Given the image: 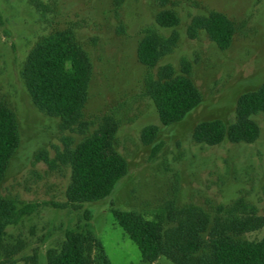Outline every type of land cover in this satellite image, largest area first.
<instances>
[{"label": "rangeland", "instance_id": "374dc122", "mask_svg": "<svg viewBox=\"0 0 264 264\" xmlns=\"http://www.w3.org/2000/svg\"><path fill=\"white\" fill-rule=\"evenodd\" d=\"M164 9L178 14L177 27L158 26L156 17ZM214 13L235 30L225 51L203 31L195 39L189 36L195 17ZM66 29L74 31L93 64L83 123L72 128L34 105L22 76L41 38ZM149 31L165 38L178 35L173 52L154 69L137 56L139 42ZM183 63L190 65L203 101L183 121L164 126L146 92V79L165 65L181 74ZM262 84L264 0H122L120 5L115 0H0V100L15 112L21 137L0 195L18 209L34 207L8 227L1 264H48L49 250L62 245L66 230L85 223L112 264H173L164 257L144 261L116 224L114 210L152 218L170 207H196L211 218L264 217V116L253 117L261 132L252 144L226 140L210 146L193 137L201 122H234L239 98ZM107 116L119 123L116 147L128 161L129 173L105 200L63 207L71 181L70 167L62 160L65 150L93 134ZM151 125L159 129L157 152L142 139ZM89 210L92 217L87 220ZM245 237L261 240L264 227Z\"/></svg>", "mask_w": 264, "mask_h": 264}, {"label": "trees", "instance_id": "16d2710c", "mask_svg": "<svg viewBox=\"0 0 264 264\" xmlns=\"http://www.w3.org/2000/svg\"><path fill=\"white\" fill-rule=\"evenodd\" d=\"M115 2L120 5L122 0ZM156 23L161 28L173 29L179 25L180 18L174 10L164 9L157 15ZM201 31L223 51L231 46L235 32L232 23L217 13L193 19L190 38H197ZM177 43L176 33L165 38L149 31L139 42L138 60L148 69H154L173 52ZM22 76L34 105L40 111L59 118L64 128L83 123L93 64L74 31L56 30L41 38L30 51ZM191 76L188 63H183L181 74L172 65H165L158 68L156 75H148L146 92L154 102L162 125L171 126L183 121L201 105L203 96ZM258 114L264 116V84L239 98L234 122H201L195 127L193 137L196 142L210 146L226 140L252 144L260 137V126L253 119ZM118 130V121L107 116L93 134L75 147L66 148L62 160L70 167L71 181L63 207L76 208L105 200L128 175V161L116 147ZM158 131L157 126L151 125L142 133L143 142L153 144L155 152L160 149L155 143ZM20 142L17 116L0 100V185ZM33 208L28 205L18 209L13 200L0 195V247L8 227L18 224ZM113 216L116 224L136 245L141 258L149 263L164 257L173 264H264V237L261 240L245 237L264 227V217L261 216L211 218L196 207H170L152 218L119 210H114ZM91 217L92 211L89 210L86 219ZM47 260L48 264H112L89 223L67 229L62 245L49 250Z\"/></svg>", "mask_w": 264, "mask_h": 264}]
</instances>
